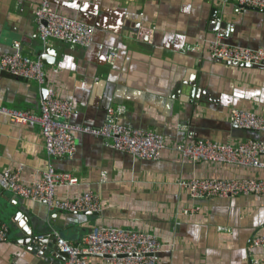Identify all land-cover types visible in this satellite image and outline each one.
<instances>
[{
	"label": "crops",
	"instance_id": "0c3cea01",
	"mask_svg": "<svg viewBox=\"0 0 264 264\" xmlns=\"http://www.w3.org/2000/svg\"><path fill=\"white\" fill-rule=\"evenodd\" d=\"M39 2L0 0V58L15 52L36 58L43 51L34 19ZM51 3L94 26L90 44L50 39L44 84L0 71V106L39 116L45 88L52 86L72 101L76 124L100 126L109 107L122 105L123 123L157 131L170 145L189 138L233 145L248 137L264 141V133L228 122L232 108L264 116V67L233 66L205 50V41L214 36L230 45L264 48V10L242 9L236 0ZM194 46L200 49L191 50ZM74 139V155L52 163L78 177L70 195L88 190L97 195L101 210L91 215L49 209L7 189L5 169L22 167V178L31 181L52 160L39 123H12L0 113V222L9 230L0 240V264H61L54 242L40 246L33 238L57 230L77 245L90 228L107 224L156 234L164 243L156 264H250L252 257L264 264V248L249 247L252 236L264 234L261 197L196 200L177 184L192 177L264 178V169L192 164L170 147L156 160H142L111 148L103 138L75 134ZM63 195L59 190L57 196ZM192 206L199 211L176 216ZM89 264L103 259L90 256Z\"/></svg>",
	"mask_w": 264,
	"mask_h": 264
},
{
	"label": "built area",
	"instance_id": "2783aa9c",
	"mask_svg": "<svg viewBox=\"0 0 264 264\" xmlns=\"http://www.w3.org/2000/svg\"><path fill=\"white\" fill-rule=\"evenodd\" d=\"M236 1L242 9L264 10V0ZM51 2L52 0H40L34 11L36 36L45 45L43 51L36 58L17 52L4 54L0 58V71L44 84L45 64L40 57L50 39L62 41L70 46L87 47L90 44L94 26L60 13L53 8ZM205 43V50L212 59H220L233 66L264 67V48L230 45L220 36H214ZM194 49L200 48L194 46L191 50ZM39 108V116L5 106H0V113L6 115L12 123H39L48 159L52 161L39 170L31 181L22 178V167L5 169L2 172V180L9 191L22 198L41 202L49 209L70 213H96L101 210V202L91 190L70 195L68 191L78 185V177L71 171L56 170L52 163L55 158H71L74 155L75 134L103 138L111 148L142 160H156L160 158L163 150L170 147L178 152L182 159L192 164L204 161L264 169V141L260 139L248 138L233 145L209 139L189 138L170 145L164 135L157 131L135 128L123 123L122 105L117 108L109 107L100 126L76 124L71 120L74 111L72 101L58 96L52 86L45 88ZM228 122L243 130L264 133V116L251 110L232 108L228 114ZM177 184L196 200L240 195H256L264 200V178L192 177L180 179ZM59 190H63L65 195L58 197ZM197 211L199 206L184 207L176 212V216H191ZM8 231V226L0 222V240L8 238ZM36 238L54 241L58 253L64 258L61 264H89V257L93 255L102 258L103 264H156L157 255L164 247V243L152 232L109 224L93 226L77 245L65 239L57 230H51ZM249 247L264 248V234L252 236ZM250 264H263V260L252 257Z\"/></svg>",
	"mask_w": 264,
	"mask_h": 264
},
{
	"label": "water",
	"instance_id": "95a60500",
	"mask_svg": "<svg viewBox=\"0 0 264 264\" xmlns=\"http://www.w3.org/2000/svg\"><path fill=\"white\" fill-rule=\"evenodd\" d=\"M47 56H48V49H45V51H44V53L41 55V57H40V59L43 61V62H48L49 60H51V59H47ZM218 60H220V59H218ZM221 61V60H220ZM255 67H262V66H255ZM45 93V92H44ZM236 127V126H235ZM236 128H239V127H236ZM239 129H241V128H239ZM243 130V129H242ZM248 138H253V137H248ZM247 138V139H248ZM254 139H259V138H254ZM94 213V212H93ZM92 212H86V214H89V215H91V214H93ZM31 240V239H30ZM33 241H35V242H38V244H41L40 246H48V245H52L53 243L52 242H54V241H51V243L48 241V240H36V238H33ZM27 243H28V241H27ZM55 244V243H54ZM55 249H57V246H55Z\"/></svg>",
	"mask_w": 264,
	"mask_h": 264
}]
</instances>
